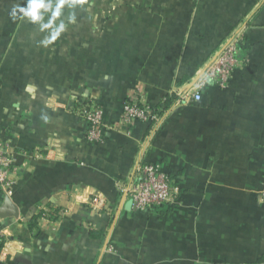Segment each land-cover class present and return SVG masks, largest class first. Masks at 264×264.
<instances>
[{
    "label": "crops",
    "instance_id": "crops-1",
    "mask_svg": "<svg viewBox=\"0 0 264 264\" xmlns=\"http://www.w3.org/2000/svg\"><path fill=\"white\" fill-rule=\"evenodd\" d=\"M32 3L36 19L20 11ZM241 24L229 88L173 105L152 137L113 127L127 98L184 89ZM88 101L112 125L104 143L86 139ZM0 138L17 168L0 207L19 211L0 216V264H264V0H0ZM139 159L173 179L174 202L132 207L122 186Z\"/></svg>",
    "mask_w": 264,
    "mask_h": 264
},
{
    "label": "built area",
    "instance_id": "built-area-1",
    "mask_svg": "<svg viewBox=\"0 0 264 264\" xmlns=\"http://www.w3.org/2000/svg\"><path fill=\"white\" fill-rule=\"evenodd\" d=\"M245 36L246 25L241 24L204 62L184 89H174L173 93L177 95L174 105L200 101L204 90L211 85L221 89L227 88L232 83L239 66L238 52L245 43ZM79 107L86 125V139L95 144L104 143L106 132L112 125L105 119L102 104L97 101H88L83 102ZM166 112L160 114L147 103L127 98L123 103L120 118L113 127L132 126L139 121L152 122L153 125L148 134L152 137L164 124L167 118ZM15 162L14 146L0 138V187L3 189L10 188L15 183L17 173ZM176 189L173 179L162 170L159 163H150L142 159L135 162L126 184L122 186V191L127 198H130L134 209L165 207L177 198ZM259 197L264 203V179L259 190ZM105 203V198L99 194L93 196L90 202L92 209L96 211L101 210Z\"/></svg>",
    "mask_w": 264,
    "mask_h": 264
},
{
    "label": "trees",
    "instance_id": "trees-1",
    "mask_svg": "<svg viewBox=\"0 0 264 264\" xmlns=\"http://www.w3.org/2000/svg\"><path fill=\"white\" fill-rule=\"evenodd\" d=\"M250 34H251V31H250V25H247V31H246L245 41H244L245 43H244V45L240 48V50H239V52H238V56H240V54H245V53H247V48H248L249 40H250V37H249ZM226 38H227V37H224V38L221 39V41L219 42V44H218V45L216 46V48H215V49L209 54V56L207 57V59H208V58L214 53L215 50H217V49L219 48V46L222 44V42H223ZM207 59H206V60H207ZM206 60H205V61H206ZM237 73H238V68H237V70H236V72H235L234 79H235ZM234 79H233V81H234ZM233 81H232V83H233ZM232 83H231V84H232ZM231 84H230L227 88H229V87L231 86ZM215 87L218 88L217 86H215ZM218 89H219V88H218ZM225 89H226V88H225ZM176 98H177V95H176L175 93H173V92H170V93L164 95V97H163L164 100H161L158 104L151 105V106L154 107V108H155L160 114H162V113L166 112L169 108H171V107L174 105ZM136 124H147L148 126H151V127H152V125H153L152 122H141V121L137 122ZM45 215H46L45 212H40L39 214L35 215V216L31 219V221H30V223H29V227H30L31 229L38 227L37 224H38L39 219L43 218ZM4 242H5L4 238L0 237V251H1L2 247H3V245H4Z\"/></svg>",
    "mask_w": 264,
    "mask_h": 264
},
{
    "label": "water",
    "instance_id": "water-1",
    "mask_svg": "<svg viewBox=\"0 0 264 264\" xmlns=\"http://www.w3.org/2000/svg\"><path fill=\"white\" fill-rule=\"evenodd\" d=\"M19 211L17 206L12 202V200L7 196L5 198L4 204L0 207V216H18Z\"/></svg>",
    "mask_w": 264,
    "mask_h": 264
},
{
    "label": "clouds",
    "instance_id": "clouds-1",
    "mask_svg": "<svg viewBox=\"0 0 264 264\" xmlns=\"http://www.w3.org/2000/svg\"><path fill=\"white\" fill-rule=\"evenodd\" d=\"M37 7H40V5L32 3L29 5L28 9L21 8L20 11L24 12L25 15L31 16L33 19H36L37 18L36 17V8ZM58 12H59V9H57V14H58ZM12 15H13V18H15V15H16L15 9L13 10ZM56 35H59V32H57L53 35V39H55Z\"/></svg>",
    "mask_w": 264,
    "mask_h": 264
}]
</instances>
